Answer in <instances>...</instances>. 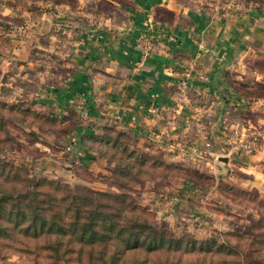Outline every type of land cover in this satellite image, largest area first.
Masks as SVG:
<instances>
[{"label": "crops", "instance_id": "obj_1", "mask_svg": "<svg viewBox=\"0 0 264 264\" xmlns=\"http://www.w3.org/2000/svg\"><path fill=\"white\" fill-rule=\"evenodd\" d=\"M109 1L113 10L99 16L82 12L74 18L67 4H50L46 11H0L25 18L14 27L18 36L4 52V86L13 76L31 75L39 83L4 88V96L31 93L41 109L80 115L68 133L73 141L68 159L45 155L46 162L57 169H75L76 164L105 169L106 159L89 150L82 137L113 127L127 133L133 145L152 144L176 157L198 155L197 162L209 169L255 174L264 169L258 160L264 156V94L249 96L264 86V8L239 0ZM158 31L175 36L169 50ZM46 37L48 46L42 42ZM145 42L150 44L147 54ZM36 47L52 51L51 69L39 65ZM26 64L33 73L25 72ZM13 65L16 72L8 75ZM46 77L51 84L43 83ZM255 139L252 151L239 148Z\"/></svg>", "mask_w": 264, "mask_h": 264}, {"label": "rangeland", "instance_id": "obj_2", "mask_svg": "<svg viewBox=\"0 0 264 264\" xmlns=\"http://www.w3.org/2000/svg\"><path fill=\"white\" fill-rule=\"evenodd\" d=\"M114 1L127 3V0ZM239 1L244 5L251 4L264 8V0ZM67 2L74 11L72 16L74 18L81 16L82 12L99 16V13L109 14L113 10L109 0H67ZM50 4L47 0H0V11H4V8L30 12L37 9L46 11ZM24 21V17L0 13V82L2 83V94H0V264H94L84 253H81L83 255L78 258L81 255L79 251L82 246L76 242V237L68 236L67 233L57 235L33 230L31 222L33 215L29 216V209L25 205L32 196L16 198L18 193L27 192L30 189L39 193L33 201L30 200V203L46 201L47 195H51L53 199L65 196L69 202L74 201L75 196L77 200H80L81 195L75 194H86L87 198L91 195L89 189L119 193V195L121 193L125 200L124 206L129 204L130 207L120 215V218L134 213L139 218L149 220L157 230L164 231L168 236L172 235L182 241H186L184 238L208 239L216 232L236 229L247 234L252 225L255 227V232L264 231V179L261 182L254 181L256 177H264V169H257L256 174L250 169H209V166L206 167L197 162L198 155H189V158L185 155L177 157L165 155L158 146L146 150L145 144L140 146L135 144L133 148H137L135 150L137 152L134 157L127 159L133 161L134 169H110L114 165L113 162L107 163L104 166L105 169H57L51 165L53 162L50 160V164L46 162L48 157L68 159L65 153L73 149V141L68 139V133L72 130L69 124L73 118L71 115L67 116L68 112L53 114L37 107V101L31 93L24 92L21 95L13 93L9 97L4 96V88L14 90V87L21 82L31 87L39 84L31 75H26L24 78L13 76L7 80V84H11V87L4 86V52L9 51L12 39L18 36L16 33L18 30H14V27L17 24L22 25ZM47 40V37L42 40L46 46L49 45ZM34 54L33 56L39 60V65L45 66L46 69H51L55 65L52 64L55 57H52V51L48 47H36ZM25 66L28 67L25 72L29 74L34 72L31 64ZM16 69L17 66L13 65L12 69L8 70V75L15 74ZM52 81V78L46 77L43 83L51 84ZM21 87L25 86L21 85ZM255 90L264 94V86H259ZM62 117H68L66 123L54 121ZM52 119H54L53 122ZM250 133L252 137L254 131ZM250 133L247 135L250 136ZM125 134L132 139L127 133ZM239 136L243 137V135ZM123 139L122 137L120 140L125 143L126 139ZM254 141L242 142L239 148L246 150L247 147L248 151H252L255 147L252 145L256 143V139ZM128 143L129 140L126 141V144ZM208 145L210 146L206 143L207 148ZM144 150L155 153L158 159L161 156L163 161L169 160L166 162L174 163V168L155 167L151 164L149 157L145 162L140 160L142 158L140 154ZM234 151H237L236 147ZM118 153L120 155L119 150ZM239 154L237 153V156ZM81 157L80 154L79 160ZM235 158L238 159L236 155ZM259 159L264 162V156ZM98 200L104 203L112 199L100 197ZM92 202L95 201L90 199L89 203ZM58 203L51 209H46V212L50 210L60 212V220L69 221L70 215L64 214L63 203ZM132 207L134 212L130 211ZM19 211H23L25 215ZM251 236H248V239ZM239 243L246 249L245 240ZM252 246L259 247L260 244ZM50 247L54 249L56 247V250ZM84 247V250L89 249ZM173 247L178 250L173 252L171 248V254L181 263L193 261L195 264H203L221 261L219 256L213 253L215 249L210 248L209 252L205 251L208 249L205 245L200 248L198 244L193 247L181 243ZM136 255L131 253L127 256V260L134 261L136 257H148L152 260L162 255V252H156L155 256L151 253Z\"/></svg>", "mask_w": 264, "mask_h": 264}, {"label": "trees", "instance_id": "obj_3", "mask_svg": "<svg viewBox=\"0 0 264 264\" xmlns=\"http://www.w3.org/2000/svg\"><path fill=\"white\" fill-rule=\"evenodd\" d=\"M47 1H50L51 4L68 3L67 0ZM158 12L160 15L167 17L165 11L159 10ZM251 92L252 93L249 95L250 97L256 94H263L256 90H251ZM250 100H252V98H250ZM70 115L73 118L72 122L69 124L71 130L79 124L80 115L74 110H69L67 116L69 117ZM68 117L58 118L57 120L52 119V122L54 120L57 123H66ZM122 137L126 139L127 142L129 140V143L126 144V141L123 143L122 140H120ZM82 138L89 150L97 151L100 156L106 159L107 163L113 162L114 165H112L110 169L135 168L133 161L127 159L134 157L137 148H133L134 145L131 139L126 136L125 132L116 130L113 127H103L100 134L84 136ZM144 147L146 150L157 148L152 144L144 145ZM118 150L120 151V155ZM146 150L142 151L140 154L142 155L140 160L145 162L149 157L151 164L155 167L164 169L174 168V163L163 161L161 156H159L158 159L155 153ZM155 150L159 151L158 149ZM74 167L75 169H87V167L82 164H76ZM93 178L91 180H93ZM86 189L88 190V188ZM88 191L93 196L89 195L86 198V194H75L81 195L82 198L77 200L75 196L74 201L70 202L66 200L67 197L65 196L60 199H53L51 195H47L48 199L46 201L30 203V200L33 201V199L39 195V193L33 189L18 193L16 198L21 199L22 197L29 198L32 196L25 205L29 209V216L33 215V218H31L33 230L56 233L57 235L67 233L68 236L76 237V242L82 246L79 251L80 254H86L88 260L92 261L94 264H195L193 261L181 263L172 256L171 248L173 252L178 250L174 249L173 245L177 244L179 246L181 243L192 245L193 247L198 244L200 248H203L205 245L206 248H208L205 251L208 252L210 248H214L215 252L213 251V253H215V255L217 254L221 261H218V263L214 261L210 263L204 262L203 264H264V231L255 232L254 225L250 226V232L247 234L244 231L236 229L216 232L214 235H210L208 239L198 240L196 238H184L186 241H182L179 238L172 237V235L168 236L164 231L157 230L154 224L150 223L149 220L146 218H139L138 215L134 213L120 218V215L130 207L129 204L124 206L125 200L121 193L119 195V193H107L90 189ZM100 197L111 198L112 200L110 202L104 201V203H100L98 200ZM90 199L95 202L89 203ZM58 202L63 203L62 208L64 214L69 213V221H61L60 212L51 210L48 213L46 212V209H51L52 206L56 205ZM58 204L60 205V203ZM132 210L134 212L133 207L130 211ZM19 212L25 215L23 211ZM259 229L260 226L258 224V230ZM248 236H251V238L248 239ZM243 240H245L247 245L246 249L239 243ZM253 244H260V246L254 247L252 246ZM83 245L89 249L84 250L85 247ZM50 249L54 248L50 247ZM54 250H56V247ZM156 252H162V255L155 257L156 259L151 260L148 257H136L134 261L127 260V256L131 255V253L137 255H139V253H151V255L155 256ZM82 255L83 254L79 255L78 258Z\"/></svg>", "mask_w": 264, "mask_h": 264}, {"label": "built area", "instance_id": "obj_4", "mask_svg": "<svg viewBox=\"0 0 264 264\" xmlns=\"http://www.w3.org/2000/svg\"><path fill=\"white\" fill-rule=\"evenodd\" d=\"M158 33H159L160 37L163 39V41H164L165 48L169 50L170 46H172L176 42V39H175L174 35L166 33V32H163V31H158ZM154 37L156 38L158 36H154ZM150 39H152V33L148 32V40H150ZM143 49L146 52V54L149 53L150 44L147 43V42L143 43ZM150 136L153 137L156 140L157 139L159 140V138H160V136L156 132L150 133Z\"/></svg>", "mask_w": 264, "mask_h": 264}, {"label": "water", "instance_id": "obj_5", "mask_svg": "<svg viewBox=\"0 0 264 264\" xmlns=\"http://www.w3.org/2000/svg\"><path fill=\"white\" fill-rule=\"evenodd\" d=\"M218 160L224 164H226L228 161L227 157H220Z\"/></svg>", "mask_w": 264, "mask_h": 264}]
</instances>
